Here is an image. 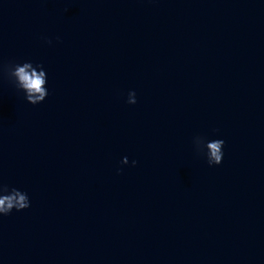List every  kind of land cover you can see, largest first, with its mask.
<instances>
[{"label":"water","instance_id":"obj_1","mask_svg":"<svg viewBox=\"0 0 264 264\" xmlns=\"http://www.w3.org/2000/svg\"><path fill=\"white\" fill-rule=\"evenodd\" d=\"M0 185V264H264V0H0Z\"/></svg>","mask_w":264,"mask_h":264},{"label":"clouds","instance_id":"obj_2","mask_svg":"<svg viewBox=\"0 0 264 264\" xmlns=\"http://www.w3.org/2000/svg\"><path fill=\"white\" fill-rule=\"evenodd\" d=\"M51 43V41H49ZM37 69H41L38 71ZM7 71L15 77L18 87L25 93V99L28 103L35 106L40 102L45 101V97L48 96V91H45V72L42 65L34 66L30 62H24L23 64H10ZM129 96L134 97L128 99L129 104H136V95L134 92L129 93ZM208 149V164L220 165L223 160V140H214L207 142ZM127 161L124 160L123 163ZM133 166L136 162L133 161ZM9 188L5 185H0V215L7 216L13 210L23 211L30 207V201L26 193L13 188L10 189L11 194H7Z\"/></svg>","mask_w":264,"mask_h":264}]
</instances>
